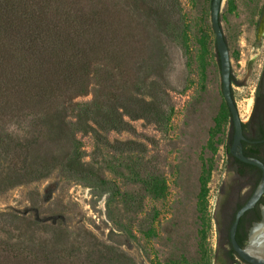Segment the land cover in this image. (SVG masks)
<instances>
[{
	"label": "trees",
	"instance_id": "trees-1",
	"mask_svg": "<svg viewBox=\"0 0 264 264\" xmlns=\"http://www.w3.org/2000/svg\"><path fill=\"white\" fill-rule=\"evenodd\" d=\"M177 1L0 0V191L58 167L72 179L113 187L107 157L115 151L125 155L121 165L133 182L155 198L165 195L166 179L149 161L132 160L144 144L111 141L109 133H136L139 119L168 128L174 106L167 2L174 8ZM260 121L257 137L264 111ZM78 132L93 136L89 162ZM125 195L130 201L134 193ZM52 226L0 214V264H121L91 233Z\"/></svg>",
	"mask_w": 264,
	"mask_h": 264
},
{
	"label": "rangeland",
	"instance_id": "rangeland-1",
	"mask_svg": "<svg viewBox=\"0 0 264 264\" xmlns=\"http://www.w3.org/2000/svg\"><path fill=\"white\" fill-rule=\"evenodd\" d=\"M167 3L174 106L169 126L163 130L139 119L133 121L136 133H109L111 141L144 144L132 160L149 161L155 176L166 179L165 195L155 198L133 182L121 165L125 155L111 151L107 177L113 187L72 179L58 167L47 177L0 191V214L23 215L51 227L61 223L71 235L79 229L89 232L121 264H214L218 187L230 177L221 145L232 125L222 91L212 0H178L174 8ZM263 20L264 0L228 1L222 27L235 56V100L244 120L253 112L264 72ZM76 135L83 160H93V136ZM127 191L134 193L130 201Z\"/></svg>",
	"mask_w": 264,
	"mask_h": 264
},
{
	"label": "flooded vegetation",
	"instance_id": "flooded-vegetation-1",
	"mask_svg": "<svg viewBox=\"0 0 264 264\" xmlns=\"http://www.w3.org/2000/svg\"><path fill=\"white\" fill-rule=\"evenodd\" d=\"M263 111L264 92L260 84L251 116L247 120L242 119L245 135V139L242 140V147L245 155L255 157L264 163V134L261 137H257L255 130H253L261 122ZM231 125L232 130L229 132L224 145L223 143L221 145L225 153V170L230 172V177L218 187L217 215L215 217L217 246L214 264H251L242 259L235 251L231 228L236 220L237 212L252 198L261 180L262 169L242 161L233 154L231 151L234 139L232 118ZM263 206L264 193L259 197L255 205L247 209L240 217L235 238L241 247H245L248 244L250 229L253 224L261 220Z\"/></svg>",
	"mask_w": 264,
	"mask_h": 264
},
{
	"label": "water",
	"instance_id": "water-1",
	"mask_svg": "<svg viewBox=\"0 0 264 264\" xmlns=\"http://www.w3.org/2000/svg\"><path fill=\"white\" fill-rule=\"evenodd\" d=\"M228 1L212 0L211 21L216 36V45L221 65L222 91L234 125V139L231 151L242 161L256 165L262 169L261 180L252 198L236 214V220L231 228V235L235 251L242 259L251 264H264V206L262 208L263 214L261 220L255 222L250 229L248 244L245 247H241L235 238L240 217L247 209L253 207L264 193V163L255 157L245 155L243 152L242 140L245 139L243 129L244 119L235 100V56L222 27ZM263 23L264 20L262 21ZM232 75L234 76L233 81ZM261 88L264 92V72L261 79Z\"/></svg>",
	"mask_w": 264,
	"mask_h": 264
}]
</instances>
